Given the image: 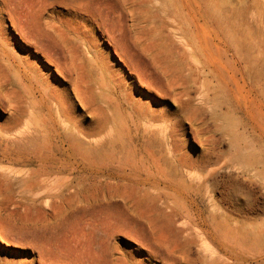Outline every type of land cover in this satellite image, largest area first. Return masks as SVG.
Segmentation results:
<instances>
[{
    "label": "rangeland",
    "instance_id": "rangeland-1",
    "mask_svg": "<svg viewBox=\"0 0 264 264\" xmlns=\"http://www.w3.org/2000/svg\"><path fill=\"white\" fill-rule=\"evenodd\" d=\"M116 2L0 0V167L43 166L0 171V264H218L214 198L252 194L213 176L264 166V0Z\"/></svg>",
    "mask_w": 264,
    "mask_h": 264
},
{
    "label": "crops",
    "instance_id": "crops-1",
    "mask_svg": "<svg viewBox=\"0 0 264 264\" xmlns=\"http://www.w3.org/2000/svg\"><path fill=\"white\" fill-rule=\"evenodd\" d=\"M55 7L63 10H78L86 12L87 10L112 11L118 10L117 0H108L107 2H98L93 0H53ZM74 2V6H69L68 2ZM47 6L45 9L52 8V0H45ZM91 6H87L90 5ZM94 5V6H92ZM43 17V15H41ZM102 19V17H101ZM98 26V25H97ZM99 32V30H98ZM103 36V31H100ZM96 43L101 42L96 35ZM110 45V43H109ZM104 55L113 58L115 48L101 45ZM104 85L103 82H101ZM101 89L108 94L103 97L102 107H113L117 101L113 97L115 88L110 86H101ZM240 140V137H235ZM240 146V145H239ZM236 156L242 157L240 147H237ZM43 166H17L15 168L0 167V171L14 176V179L21 184H29L33 180H38ZM230 167V166H227ZM232 170L218 171L213 178L222 187L232 185L235 180L246 186L252 194L237 195L236 203L242 206V209L232 210L227 206L231 203L230 195H221L214 199L221 202L222 210L213 211V228L218 234L224 235L221 242L201 243L193 251L202 257L218 264H264V166H233ZM242 172L252 173V177L244 178ZM41 179H46L42 177ZM23 186V185H22ZM24 193L23 191L21 194ZM32 197L34 195L31 194ZM215 201V200H214ZM244 206V207H243Z\"/></svg>",
    "mask_w": 264,
    "mask_h": 264
},
{
    "label": "bare ground",
    "instance_id": "bare-ground-1",
    "mask_svg": "<svg viewBox=\"0 0 264 264\" xmlns=\"http://www.w3.org/2000/svg\"><path fill=\"white\" fill-rule=\"evenodd\" d=\"M202 37V36H201ZM251 159L254 161H259L258 159H260L258 156H251ZM180 194V193H179Z\"/></svg>",
    "mask_w": 264,
    "mask_h": 264
}]
</instances>
